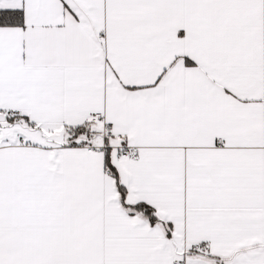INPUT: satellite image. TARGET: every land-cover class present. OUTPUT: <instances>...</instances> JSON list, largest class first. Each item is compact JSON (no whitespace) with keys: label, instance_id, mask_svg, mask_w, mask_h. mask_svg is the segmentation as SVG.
Segmentation results:
<instances>
[{"label":"snow or ice","instance_id":"obj_1","mask_svg":"<svg viewBox=\"0 0 264 264\" xmlns=\"http://www.w3.org/2000/svg\"><path fill=\"white\" fill-rule=\"evenodd\" d=\"M0 264H264V0H0Z\"/></svg>","mask_w":264,"mask_h":264}]
</instances>
